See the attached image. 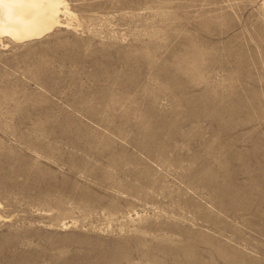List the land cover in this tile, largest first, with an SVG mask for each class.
I'll return each mask as SVG.
<instances>
[{
  "label": "rangeland",
  "instance_id": "obj_1",
  "mask_svg": "<svg viewBox=\"0 0 264 264\" xmlns=\"http://www.w3.org/2000/svg\"><path fill=\"white\" fill-rule=\"evenodd\" d=\"M0 38V264H264V0H66Z\"/></svg>",
  "mask_w": 264,
  "mask_h": 264
},
{
  "label": "bare ground",
  "instance_id": "obj_2",
  "mask_svg": "<svg viewBox=\"0 0 264 264\" xmlns=\"http://www.w3.org/2000/svg\"><path fill=\"white\" fill-rule=\"evenodd\" d=\"M71 16L66 0H0V38L18 43L38 40L62 28Z\"/></svg>",
  "mask_w": 264,
  "mask_h": 264
}]
</instances>
